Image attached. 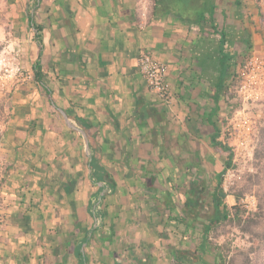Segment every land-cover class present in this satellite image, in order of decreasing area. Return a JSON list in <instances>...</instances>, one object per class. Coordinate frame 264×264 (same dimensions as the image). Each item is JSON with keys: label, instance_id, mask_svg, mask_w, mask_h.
Segmentation results:
<instances>
[{"label": "crops", "instance_id": "1", "mask_svg": "<svg viewBox=\"0 0 264 264\" xmlns=\"http://www.w3.org/2000/svg\"><path fill=\"white\" fill-rule=\"evenodd\" d=\"M162 2L154 16V0H11V37L0 40L29 71L41 53L51 94L33 82L11 97L0 264H174L202 243L175 217L200 216L186 202H203L211 171L224 170L212 138L225 141L239 65L264 54V0ZM144 52L168 66L170 106L139 71Z\"/></svg>", "mask_w": 264, "mask_h": 264}, {"label": "rangeland", "instance_id": "2", "mask_svg": "<svg viewBox=\"0 0 264 264\" xmlns=\"http://www.w3.org/2000/svg\"><path fill=\"white\" fill-rule=\"evenodd\" d=\"M10 5L11 0H0V31H2L3 35H6L7 39L11 37L9 26L12 19L9 13ZM9 44L10 43L6 40H0V69L4 67H13L16 62L23 70L28 71L27 65L22 63L24 64V66H22L15 56V50H9ZM2 82L3 80L0 79V133L3 136L10 117L8 107L11 105L13 92L16 87H23V85L27 86L34 81L33 79H27L16 84V82L8 80L4 87ZM228 124L229 122L227 121L226 125H224L226 131V137L224 139L228 141L229 145H232L234 140L228 135ZM262 130H264V108L261 117L257 121L254 132L253 157L245 161L241 159L237 161L238 164H234V166L229 168L234 172V176L232 175L231 179H228L229 181L226 183V192L234 195L238 194L240 196L237 209L241 212L243 220L241 224H239L237 220L234 219L232 213L235 212V208L233 207L236 205V201L233 202L229 200L231 205L230 217L233 220H229L209 233L206 241V253L196 264H215V248H220L226 261L225 264H264V207H262V212L259 207V203L260 205H264V200H262L264 196V158H262L260 154V151L264 150V145L261 144L263 141L262 136H264ZM255 151L258 153L260 152V155H256L255 157ZM225 153L226 157H228L229 152ZM211 177V190L214 191L217 182L213 171H211ZM224 179L225 177L223 176V183H225ZM201 198H204V201L199 203L197 209L199 210L200 218L205 222L207 217L213 213L214 209L212 198L209 193L202 195ZM252 199L256 201V207L251 209L246 208L248 203L244 202V200L252 201ZM102 209L103 207L101 210ZM256 214H262V216L256 217ZM248 218L253 219V221L250 220L249 224L247 222L244 223L243 221ZM99 221L101 223V218ZM245 228L246 230H244ZM200 231L201 228L196 227L194 232H190L189 236L193 241L200 239ZM187 232L189 231L187 230ZM180 236L185 238L183 234ZM175 245H177L176 241ZM182 245H180V247ZM190 263L195 264L193 262Z\"/></svg>", "mask_w": 264, "mask_h": 264}, {"label": "built area", "instance_id": "3", "mask_svg": "<svg viewBox=\"0 0 264 264\" xmlns=\"http://www.w3.org/2000/svg\"><path fill=\"white\" fill-rule=\"evenodd\" d=\"M139 71L147 86L166 106H170L173 96L167 83L168 66L156 59L150 52L142 53L138 58ZM3 87L8 80L16 84L33 79L32 71H25L14 63L13 67L0 69ZM231 95V96H230ZM229 95V106L226 110L228 135L234 140L230 145L233 153V166L237 161L253 157L254 132L258 119L264 108V54L250 51L239 65ZM234 99V100H233ZM234 172L228 169L224 175L225 191L228 179ZM246 208L256 207V201H246Z\"/></svg>", "mask_w": 264, "mask_h": 264}, {"label": "trees", "instance_id": "4", "mask_svg": "<svg viewBox=\"0 0 264 264\" xmlns=\"http://www.w3.org/2000/svg\"><path fill=\"white\" fill-rule=\"evenodd\" d=\"M37 0H35L36 2ZM155 5H154V10H153V15L155 16L157 11L160 10V8H163L164 5H162V0H154ZM169 8L170 14H174L175 15V10L171 9L169 6L167 7ZM201 21L203 18V14L202 16L198 17ZM213 19H211L212 21ZM29 21L31 23V25L33 26V28L35 29V31L37 32L36 35V41L38 43L39 46L42 45V38L39 35L40 32V27L36 26L34 24L33 21V16L29 17ZM224 34H222V40L221 43L224 44L225 42V38H224ZM250 48V46H249ZM228 61H230V58H228ZM32 75H33V81L35 84H37L38 86H40L48 96H50L51 92L50 90L47 88L46 84L44 83V72H43V66L41 63V53H39V56L37 57L34 65L32 66ZM229 76V75H228ZM228 94L230 95V92H228ZM231 96V95H230ZM1 122V121H0ZM1 126V124H0ZM264 133V130H262ZM260 136V135H259ZM1 133H0V140H1ZM219 135H216L212 138V145L214 147H216L217 149L221 150L222 153L224 152H229V155L227 157L226 163L224 165V170L223 172L219 173L216 177V187L214 189V191H212L211 194V198H212V205H213V213L207 217L206 221L204 222L200 216H196L194 218H188L186 216V214L184 215H179L178 217H175V226L179 227L180 225L185 227V230L191 229V228H196V227H200L201 228V233L202 234V239H201V244L196 247H194L193 249H180L178 251L175 252V263L174 264H191L190 262H193L196 264V262L200 261L202 259V257L205 255L206 250H207V245H206V241H207V237L209 235V233L216 229L217 227H219L220 225L228 222L229 220H233L231 219V208L228 206V204L226 203V197L229 195H233L235 197L236 200V205L233 207L235 208V212L232 213V216L234 217L235 220H237V222L239 224H241L242 222V217H241V212L237 209L238 205H239V201H240V196L238 194L234 195V194H230L227 193L223 187V176L225 175L226 171L231 168L233 166V153H232V149L228 143V141L226 139H224L225 141H219ZM263 141L261 144L264 145V136H262ZM259 140V139H258ZM255 157L256 155H260L261 157L264 158V150H261L259 153L257 151H255ZM97 159L92 160L91 162V168L95 169L94 171V177L98 180V181H104V187H106L107 191L110 190V185L108 184L109 178H105L107 176V172H105V170L100 167L97 166L98 162ZM262 200H264V196L262 197ZM186 206H189L190 208H197L199 205V202H186L185 204ZM185 206V207H186ZM259 207L261 208V212H262V207H264V205H260L259 203ZM100 209V208H99ZM100 213L101 211L99 210V214H96V222L100 223ZM186 213V212H184ZM262 214H256V217H261ZM250 220L253 221V219H246L243 222L244 223H248L250 222ZM246 230V228L244 229ZM248 230V229H247ZM205 242V243H203ZM216 250V262L215 264H225V258L222 255L220 248H215ZM205 262V261H203ZM206 264V263H204Z\"/></svg>", "mask_w": 264, "mask_h": 264}]
</instances>
